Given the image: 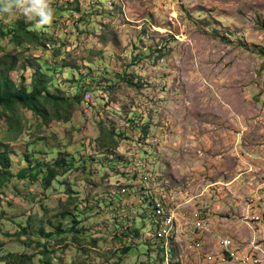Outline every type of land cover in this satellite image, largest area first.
<instances>
[{"label":"rangeland","instance_id":"1","mask_svg":"<svg viewBox=\"0 0 264 264\" xmlns=\"http://www.w3.org/2000/svg\"><path fill=\"white\" fill-rule=\"evenodd\" d=\"M48 2L54 19L40 28L0 15L15 83L46 76L71 101L45 118L19 109L16 130L0 115L13 174L0 185V264H208L145 241L152 218L128 192L145 171L176 202L190 192L264 212V0ZM20 23L40 42L12 43ZM60 159L50 185L45 172L32 179Z\"/></svg>","mask_w":264,"mask_h":264},{"label":"built area","instance_id":"2","mask_svg":"<svg viewBox=\"0 0 264 264\" xmlns=\"http://www.w3.org/2000/svg\"><path fill=\"white\" fill-rule=\"evenodd\" d=\"M140 174L143 176H140L138 186L135 185V193L128 192L127 188H121L119 193L124 195L128 192L133 195L132 198H136V203L146 207V213L152 218L153 230L144 239L155 249L159 248L169 253L170 249L178 246L184 254L194 253L208 264H264V212L259 213L260 205L253 207V202L249 200L243 205L239 215L232 217L249 232L247 241L236 236L216 234L214 250H204V236L211 230V219L204 216L202 208L195 204L191 208L183 209L184 204L174 201L175 190L170 187L150 186V175L145 171H141ZM261 187H264V183ZM183 219H187L184 223L190 230L184 237L185 242L180 244L177 226ZM235 239L241 242L238 243Z\"/></svg>","mask_w":264,"mask_h":264},{"label":"trees","instance_id":"3","mask_svg":"<svg viewBox=\"0 0 264 264\" xmlns=\"http://www.w3.org/2000/svg\"><path fill=\"white\" fill-rule=\"evenodd\" d=\"M11 36L13 41L12 43L16 46L38 43L41 39L32 34L30 28L26 27L23 23H20L16 28H14ZM15 57L7 54L2 57V60H0V108L3 109V114L0 115H4L6 117L11 129L16 130L18 128L16 113L21 108L29 110L35 115L45 118L48 115L45 112L46 106L49 107V110L56 115L62 106L67 105V107H69L71 102L70 100H63L60 97L50 95L47 92L46 76L34 74L29 89L17 85L11 78V73L16 70L18 63L17 57ZM11 133L12 132H10V134ZM12 135H15V133ZM10 167L11 158L9 154L7 152L0 153V185H5L8 181L7 179L9 177H13ZM65 167H67V162L62 159L56 160L52 165H47L45 167V171L35 173L32 171L31 177L33 180H37L38 173L42 174L45 172L42 182L48 186L55 180L56 177L60 175L58 171L62 174ZM25 173L26 171L23 170L19 176L23 177ZM57 230L65 233L59 226L57 227ZM75 232L79 233L80 231L76 230ZM48 236L51 237V234H48ZM127 247L128 248H123V252L130 250V246ZM10 257L15 258L16 260L19 258V256L12 255H10Z\"/></svg>","mask_w":264,"mask_h":264},{"label":"crops","instance_id":"4","mask_svg":"<svg viewBox=\"0 0 264 264\" xmlns=\"http://www.w3.org/2000/svg\"><path fill=\"white\" fill-rule=\"evenodd\" d=\"M207 191L208 189H206L204 193H206ZM174 194H175L174 195V201H175L176 193ZM188 196H189V200L183 201L182 203L180 202H177V203L184 204L185 206L183 207V209L191 208L195 206V204L199 205V208H202L203 210L204 216L209 217L211 219V230L208 234L204 236V241H203L204 250H208V249L214 250V247H216V238H215L216 234L237 236V233L234 231L236 230V231L241 232L240 234H238L239 239L241 240L246 239V241L248 240L250 234H248L249 232L247 231V229L244 228L242 224H240L238 221H236L235 219L234 220L232 219V217L238 216L239 213L243 210V205L239 206L236 203L235 207L237 208V210L236 211L232 210L231 212H229V208L231 207V205L228 206V208L224 210V211H227L228 213V219H227V218H223L224 211L222 209V206H218L219 205L218 198L214 197L213 200H208L206 197L203 198V196L201 195L196 196L195 194L193 195V193H190V192ZM253 207H256V206L253 205ZM253 211H256V210L253 209ZM186 220L187 219H183V222L177 226V231H178L177 236L179 239H181L180 244L185 242L184 237L187 236V232L188 230H190V227L186 226V223H184L186 222ZM191 256H195V254L193 253ZM195 263H196L195 259L192 262L190 261L188 262V264H195Z\"/></svg>","mask_w":264,"mask_h":264},{"label":"clouds","instance_id":"5","mask_svg":"<svg viewBox=\"0 0 264 264\" xmlns=\"http://www.w3.org/2000/svg\"><path fill=\"white\" fill-rule=\"evenodd\" d=\"M17 11L29 21H35V27L50 25L54 19V10L48 0H2L0 15L15 16ZM175 250V248H172ZM179 264V263H177Z\"/></svg>","mask_w":264,"mask_h":264}]
</instances>
